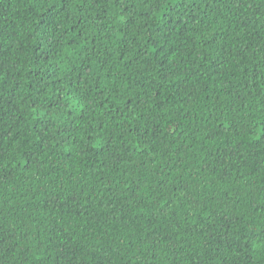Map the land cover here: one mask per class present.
<instances>
[{
    "label": "trees",
    "instance_id": "1",
    "mask_svg": "<svg viewBox=\"0 0 264 264\" xmlns=\"http://www.w3.org/2000/svg\"><path fill=\"white\" fill-rule=\"evenodd\" d=\"M0 264H264V0H0Z\"/></svg>",
    "mask_w": 264,
    "mask_h": 264
}]
</instances>
